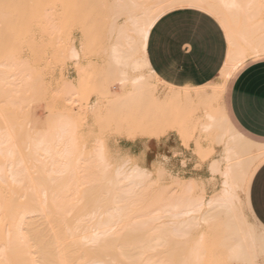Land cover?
<instances>
[{
	"label": "bare ground",
	"instance_id": "obj_1",
	"mask_svg": "<svg viewBox=\"0 0 264 264\" xmlns=\"http://www.w3.org/2000/svg\"><path fill=\"white\" fill-rule=\"evenodd\" d=\"M145 1L109 0L110 3L105 4L110 18L109 40L105 45L106 64L119 87L130 83L131 89L126 92L128 97L137 93L138 96L144 95L145 91L141 90L144 89L143 83L150 78L140 63L139 32L157 13L164 15L163 5L171 2ZM203 2L215 5L214 11L221 13L234 27L238 45V48H233L234 54L253 55L261 43L260 33L258 30L254 35L249 32L243 13L223 7L232 0ZM235 2L247 3L249 0ZM0 3L10 5L8 8L0 7V26L7 21V25L11 24L9 20L17 17H20L17 19L19 21H14L22 24L20 19L23 17L24 20L30 15L31 4L25 0H0ZM123 15L121 18L125 23L117 24V19ZM69 16L64 21L71 20ZM65 22L61 21V24H67ZM21 24L16 27L21 28ZM25 24L29 23L25 21ZM51 24H54L53 21ZM4 25L0 30H5ZM8 27L5 33L10 34L9 38L0 32V264H184L185 261L190 264H218L222 263L219 259L224 257L226 261L246 264L260 253L264 248V234L255 230L257 225L248 224L216 203V198L224 192L225 183L231 185L238 175L237 165L260 150V143L242 145L233 139L227 125L209 119L217 114L221 104L212 105L204 111L200 124L206 132L216 130L212 132L217 144L222 146L220 155L212 158L208 165L211 175L220 177L216 192L206 197L205 187L193 177L169 174L168 182L162 183L166 175L164 168L158 169L156 177L149 170V177H141L137 169L143 172L144 168L138 163L126 168V161L121 164L117 160H110L101 140L93 149L80 147L74 131H71L73 129L69 123H72V119L69 122L70 117L66 114L56 116L58 113L55 112L56 117L49 116L47 119L51 120L48 126L44 120L47 128H43V131L26 126L27 121L31 126L36 124L37 119L33 123L34 119L28 120L31 110L23 99L35 95L36 99H26L37 102L40 93L34 94V90H29L32 96L30 93L26 97L18 95H24L25 91L20 92V87L35 78L22 81L33 71H25V74L23 70L28 66L25 67L18 60L19 51L16 52L19 53L17 57L14 54L17 49L14 46L19 44L16 38L28 31L22 27L21 33L25 31L24 34L17 36L20 30L16 29L18 33L14 34L12 30L8 31ZM47 27L50 28L49 25ZM66 31L68 27L63 33L60 31L61 34L56 32L59 34L58 41L67 37ZM12 34L17 37L14 36L15 40L9 42L13 39ZM28 36L27 39L33 38ZM67 39L61 40V45L54 40L60 50L67 51L70 58L77 59L78 51L73 40L69 43L68 39L67 43ZM227 58L226 50L224 61ZM227 75L228 70L223 62L218 80L207 82L208 89L196 88L198 98L204 101L211 98L214 101ZM32 76L35 77V73ZM38 82L35 80L34 83L39 87ZM34 83L31 85L29 82V87L34 89ZM171 91L174 90L171 88ZM177 91H174L175 94ZM64 93L67 94L68 90ZM30 103L33 105V102ZM31 114L35 115L33 112ZM25 150L26 154L23 155ZM33 168V171L30 170ZM33 174L34 180L31 179ZM35 174L46 177L36 178ZM149 178L152 179L151 183H148ZM152 184L158 187L152 188ZM210 202L214 209L211 216L208 215ZM202 224L205 225L204 230H200Z\"/></svg>",
	"mask_w": 264,
	"mask_h": 264
},
{
	"label": "rangeland",
	"instance_id": "obj_2",
	"mask_svg": "<svg viewBox=\"0 0 264 264\" xmlns=\"http://www.w3.org/2000/svg\"><path fill=\"white\" fill-rule=\"evenodd\" d=\"M25 1L31 4V8L29 9L30 12H28L30 15H28V17L26 16L27 18L24 17V20L23 17L20 19L22 20V24L21 22H16L19 21L17 19L20 17H17V19L13 18V20L11 18L9 21H12V23L9 25H7L9 23L8 21V23L5 22L4 24L7 23V26L1 23L5 26V30H0V32L4 35L8 26V31L10 32V30H12L11 33L16 34L18 33L16 29L20 30V33L16 34L17 36L24 34L25 31L21 33L23 30H21L22 27L29 32L16 38L19 44L14 46L17 48L14 51L15 56L17 57L20 53L17 57L18 60H21L20 63L22 65L24 64L25 67H29L25 68L22 66L23 69L25 68L23 72L27 71V73H29L31 71L32 73L33 71V74H28L30 76L27 75L28 77L25 76L24 79L22 77V81H29V77H32V79L35 78L32 82L34 83L36 80L37 83L39 80V87H41L40 92H38V84L34 83L33 89L31 86L29 87L32 83L31 81H29L30 84L26 81L27 85L26 83L23 84L24 82L21 81L24 87H26L24 88L22 85V87H20V92L25 91V96L23 93H18V95L20 94V96L26 97L28 96L26 94L30 93L29 90H34V94L40 93V98L37 102L27 100L26 98L29 96L23 99L25 100L24 103L30 106L31 112L29 114L27 113L28 116L30 118H32V116L34 117L28 120L32 121L34 119L31 123L36 119L37 122L39 121L38 123L36 122L38 125L31 124V126L29 125L30 122L27 121L28 124H26V126L31 128L34 127L33 129L37 127L38 130L41 129L43 131V128L46 130L49 124L48 122L51 120L47 119L49 116H55V112L58 113L56 116L67 115V117H70H68L69 122L72 119V123L69 124L73 130H71V128L70 130L74 131L75 138L77 139L76 141L81 145L80 147H83L85 150L93 149L97 146L98 140H101L105 144L107 155L110 157V160H117V162L121 164L126 161L124 165L126 168L132 163H138L142 168L151 171L153 177L157 176L159 168H164L166 175H164L161 180L162 183L168 182L169 174H171L178 175L182 178L193 177L197 182H200L198 184L205 187L206 197L219 189L220 177L218 175H211L208 165L212 158L220 155L219 153L221 152L222 146L216 142V136L215 133H213L216 130H210V133H213L211 135L200 127L204 119L203 112L214 105L213 99L208 98V100L206 99L204 101L201 97L198 98L195 91L196 88L188 85L175 86L168 84L160 79L158 75L157 79L152 80V78H149L143 83L142 88L144 87V89L141 90L145 91L144 95L138 96L139 93H137L138 95L136 94V96L133 95L128 97L126 92L130 88V83H124L121 86L122 88L119 87V85L114 82L113 75L109 72L106 64L107 52L105 51V45L109 40L108 26L110 20L109 16H107L109 11L106 6L110 3L109 0ZM35 3H37V6H35ZM145 3H148V1L146 0ZM35 15L36 18H39L38 20L35 18ZM68 16L71 20L67 19L65 22L64 19L68 18ZM121 17H124V15L117 19V24L121 25L123 22L125 23V20ZM33 18L35 19L33 20ZM73 19L75 21H72ZM13 21L15 23H13ZM25 21L30 25L25 24ZM33 21L36 22L33 23ZM37 21H39V23H37ZM52 21L54 24H51ZM61 21L67 24L63 25ZM76 21H79L77 22L78 24ZM12 24L14 27H12ZM19 24L23 26H21V28L16 27L17 25L19 26ZM2 25L0 27H3ZM48 25L50 28L55 27L56 30H58L56 31L57 33H60V31L63 33L68 27V31H66L67 33L65 34L69 41L71 39L73 40L72 43H74L78 51L77 59L70 58L67 51L60 50L61 48L58 46L61 45L60 41L63 40L64 37L60 36L62 38L58 41L59 37L57 36L59 34H56L55 28L50 30V28L47 27ZM58 27L64 30L61 29L59 31ZM49 32L53 33L49 34ZM6 33L5 36L9 38L10 34L7 33L6 35ZM16 35L14 36L17 37ZM28 35L33 38L27 39V37H29ZM14 36L12 34L13 39L9 42L15 40ZM19 38L23 40L22 42L24 44H22ZM29 39L32 40L29 41ZM54 39L60 42V44H56V40ZM65 39L63 41H65ZM68 39L67 43L69 42ZM32 42L35 44H32ZM44 42L47 43L45 44ZM69 43H71V41ZM38 44L40 46H38ZM40 47L42 49H40ZM34 49L35 51L32 53ZM85 49H90V54L85 55ZM18 51L19 53H16ZM30 67H32V69ZM34 73L35 77L32 76ZM36 86L38 87V91L35 90ZM199 87L209 88L208 83H204ZM22 88H24V90ZM171 88L174 91L178 89L177 92L180 93L175 94L174 91H171ZM65 90H68L67 94L64 93ZM186 90L187 92L185 93ZM31 93L30 96L33 95V93ZM33 96V99L37 98V96ZM29 98L32 99L31 97ZM211 101L212 103H210ZM30 102H33V105ZM32 112L37 115V117L31 114ZM47 113L52 114V116L47 115ZM44 120L47 123H45ZM31 128H29V130ZM169 134H173L171 145L160 144L155 148L147 145H138L135 147V153L129 152L123 145L126 140L132 141L140 138H153L158 140L168 137ZM212 147L213 150H211ZM143 150L147 151L146 157L142 154ZM26 151L27 150H25L24 153L22 152L23 155L26 154ZM201 152L204 153L203 159H201L200 156ZM43 160L46 161L45 159ZM30 170L33 171L34 168ZM42 176L43 175L38 177H46ZM38 177L36 175V178ZM33 178H35L34 174L31 176V179ZM151 187L156 188L158 185L152 184ZM204 229L205 225L202 224L200 230ZM255 230H258L259 233L261 232L258 226H255ZM226 259V257L219 259V262H227L226 264L240 263L233 262V260L226 261ZM222 263L220 262L218 264Z\"/></svg>",
	"mask_w": 264,
	"mask_h": 264
},
{
	"label": "snow or ice",
	"instance_id": "obj_3",
	"mask_svg": "<svg viewBox=\"0 0 264 264\" xmlns=\"http://www.w3.org/2000/svg\"><path fill=\"white\" fill-rule=\"evenodd\" d=\"M0 7L8 8L10 5L0 3ZM215 7V5L203 2V0H171L170 3L163 5L165 14L157 13L156 16L146 22L139 32L140 63L143 64L145 71L152 79H157V73L166 70L167 65L162 69L156 66L154 61L148 60L145 55L157 47L162 33H171L175 37V52L177 54L181 46L186 52H196L199 50L202 41H207L214 34L219 35L222 56L225 41L227 43L228 58L224 63L228 75L213 101L214 105L219 103L222 107L217 110L215 116H210L209 119L227 125L233 139L242 145H247L253 143L255 137L249 135L246 130L247 126L243 124V120L240 118V113L229 108L228 90L232 80L253 60L264 62V0H249L247 3H237L232 0V2L223 5L227 9L243 13L248 30L253 35L257 30L259 31L261 43L251 56L247 53L234 54L233 48H238L235 29L229 25L221 13L214 11ZM174 16L188 18L182 29L176 30L174 25L170 23ZM90 51V49H85V55L90 54ZM261 122L264 124V114L261 115ZM200 156L203 159L204 153L201 152ZM237 166L238 175L231 185L225 183L224 192L216 198V203L230 214L235 213L248 224L257 225L264 234V135L260 140L259 152L254 153ZM137 173L141 177L150 176L147 169L143 172L137 169ZM151 182L152 179L149 178L148 183ZM208 209V215L211 216L214 210L211 202L208 204ZM184 264H190V262L185 261ZM246 264H264V248L259 254L246 261Z\"/></svg>",
	"mask_w": 264,
	"mask_h": 264
},
{
	"label": "crops",
	"instance_id": "obj_4",
	"mask_svg": "<svg viewBox=\"0 0 264 264\" xmlns=\"http://www.w3.org/2000/svg\"><path fill=\"white\" fill-rule=\"evenodd\" d=\"M187 19L185 16H174L170 23L176 30H180L185 26ZM219 40L220 36L214 34L207 41L201 42L198 51L186 52L181 46L177 54L175 37L171 33H162L157 47L146 53V57L162 69L167 65L166 70L157 73L164 82L175 86L188 85L197 88L218 78L227 50L225 44L226 48L222 56ZM228 92L229 108L240 113L249 135L255 137V143H260L264 135V124L261 122V115L264 114V62L253 60L232 80ZM172 137L173 134H169L168 137L158 140L153 138L126 140L127 144L124 142L123 145L129 152L135 153V147L138 145L153 148L160 144L171 145ZM142 154L146 157L147 151L143 150Z\"/></svg>",
	"mask_w": 264,
	"mask_h": 264
}]
</instances>
